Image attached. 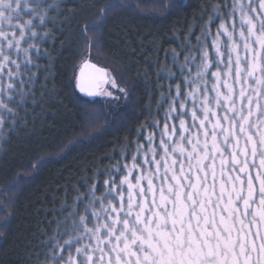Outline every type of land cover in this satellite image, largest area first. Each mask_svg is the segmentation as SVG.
I'll list each match as a JSON object with an SVG mask.
<instances>
[{"label":"trees","instance_id":"16d2710c","mask_svg":"<svg viewBox=\"0 0 264 264\" xmlns=\"http://www.w3.org/2000/svg\"><path fill=\"white\" fill-rule=\"evenodd\" d=\"M233 2L30 1L46 15L41 26L38 18L33 20L43 37L36 41L40 54L34 52L28 71L24 65L12 78L16 88L6 102L14 112L1 115L6 124L0 137V264H37L46 258L56 262L61 257L66 264L69 252L77 256L76 247L87 240L95 244L89 234L81 239L74 233L72 245H65L63 224L86 215L92 227L96 218L85 208L89 202L99 208L93 197L108 194L111 180L117 191L108 196H117L133 156L139 165L132 169L133 177L149 170L152 163H144L145 153L152 161L148 148L158 141L152 139V145L148 137H159V124L172 125L180 116L177 108L170 120L166 106L176 100L177 84L184 93L195 81L204 50L214 60L217 27L229 19ZM110 5L115 7L101 22V10ZM94 25L99 26L89 27ZM85 56L106 68L128 97L117 93L118 100L104 102L74 91V70L78 74ZM20 80L26 83L20 85ZM42 161L43 166L34 167ZM123 187L126 192L127 185ZM58 222L64 223L58 227Z\"/></svg>","mask_w":264,"mask_h":264},{"label":"snow or ice","instance_id":"6c2138e0","mask_svg":"<svg viewBox=\"0 0 264 264\" xmlns=\"http://www.w3.org/2000/svg\"><path fill=\"white\" fill-rule=\"evenodd\" d=\"M10 6V0H8ZM6 0H0V9H3L5 6ZM39 7L38 3H30V0H24V3L21 4L20 0H16V9L17 16L15 17L16 23L11 22V17L7 20V25L10 26L11 31L6 30L4 25L6 23L4 12L0 10V109H4L8 112H14L12 107H9L8 102L4 99L7 96L8 100L13 99L12 91L16 88V83L12 79L13 77L19 75V70L21 64L19 62V57L22 54L25 69L27 65L33 64V53L32 49H36V54H40V47L35 43V39L38 36L36 31V25L32 19L24 20L22 17L25 15H32L36 13V9ZM115 5L106 6L101 10V22L103 21L104 15L110 11ZM259 8L264 10V0H260ZM255 11V9H253ZM44 15H39L40 23L44 22ZM241 20L243 24L247 25V30L243 27L239 30L240 41L243 42L244 50L251 51L253 53V58L251 61L244 62L241 60L239 55V49L241 43L235 39V32L229 31L226 23H221L217 31L216 37L213 40V47L215 48L216 57L215 61L209 59L210 53L207 50L202 52L201 62L197 65L196 75L200 79V83L205 85L203 89V95L198 96L197 93L200 92L199 85L197 84L192 91H189L186 96L182 92L181 84L176 85V95L185 96L183 100L177 105L175 100L169 106L170 116L172 112H176L177 108L185 109L187 107V100L190 97L192 99V107L190 109V117L192 123L189 125L188 121L184 118V113L181 112L179 116L178 127L175 123L169 125L165 123L161 131V139L158 145L159 149H162L160 154V159L157 160V147H149L148 151L152 153L153 160L149 161L147 159V154L145 153L144 163H154L155 172L159 173L161 168V161L163 165L167 168L169 160L172 162V169L175 171L177 165L180 166L181 171L183 170V158L187 156L191 160L192 153L200 152L198 147L201 144V135L204 137L203 148L205 150L204 155L207 158V153L209 150V136L211 135L214 143L212 144V153L215 157L216 151L218 150L221 157L224 154V147L219 144V138L217 136L218 131H223L226 133L224 136V145H228L233 151L231 152V162L233 165L240 164L239 158L236 154L235 149L240 148V140L236 134L237 123L236 120L228 115L229 112H236L235 101L233 96L235 95V88L232 83H229V80L226 77H233L237 83H240L241 80L247 78H254L257 85H264V57L261 56V53L250 43L251 37L255 36V43L259 44L260 49L264 50V20L261 21L259 34L256 33V25L252 17L242 14ZM99 25L89 26V27H98ZM233 29L235 25L233 24ZM222 30V31H221ZM47 35V33L45 34ZM226 35L230 43H228L227 48V61L223 59L225 53L221 51V36ZM43 39V37H40ZM23 43L27 44V47L22 46ZM6 49L8 51H6ZM14 50L17 59L12 58V51ZM233 54H235V59L233 60ZM187 59V58H186ZM215 63L216 70L211 71V80L208 79L209 70L213 67ZM225 63L226 70H221L219 65ZM9 65L15 66V71ZM78 74L74 70L73 74V90H79V92L84 93L89 96L103 95L106 97H114L119 99V96H116L112 91H110L105 85H111V88L118 89L125 97H128V91L120 87L115 78L111 76L109 71L106 68L98 67L95 63H92L91 60L85 56L82 58L79 63ZM7 72L5 73V69ZM191 71V69H189ZM260 72L262 75L256 77V73ZM6 74L9 77V82L5 85L2 80V75ZM32 77H29L31 80ZM187 79V78H186ZM26 81L20 80L19 84L23 85ZM211 83V89L207 85ZM257 95H259V90L257 89ZM214 93V95H212ZM21 96V100H23ZM239 98L243 102L245 98L247 99L249 108L247 116L240 115L239 131L244 133L248 143L253 144L252 155L255 156V140L252 135L249 134L248 130L244 125L248 122V118L252 115V104L253 98L247 96L246 90L241 87L239 92ZM199 101V104H197ZM213 104L215 107H213ZM224 107L226 111L224 112L223 119L218 109ZM257 109L260 108L259 103L256 104ZM199 108V113L197 111ZM242 111V110H241ZM227 122V127L224 122ZM4 117L0 116V126H3ZM264 124V120L261 121ZM254 127L256 125H253ZM195 129V131H193ZM211 129V132H210ZM187 133L188 135H185ZM194 138H193V135ZM260 137V143L264 144V131H258L257 133ZM167 136L168 139L165 140L164 137ZM173 137H176L175 141L169 144V141ZM149 142L151 143L153 136L148 137ZM231 139L232 143H229ZM234 141V143H233ZM139 151V147H138ZM240 151L246 156L247 155V146L241 148ZM133 165L132 168L128 169V173L124 174L120 179L119 191L117 196L109 198L108 194L111 192L117 191L116 181L111 180L113 185L112 188L108 189V194L102 195L101 197H93L94 200H99V208L95 206L94 203L89 202L85 208V212L89 208L92 209V217L96 218V222L92 227H89V222L91 218L86 215H80L78 219V224L76 220H72L73 228L70 231L77 233L79 238H83L84 234H89L90 239L95 241L96 247L93 248L92 244L84 245L83 247H76L75 252L77 256H73L71 252L68 254V264H124V261L121 258V251L123 250L120 245L121 235L117 234V229L123 225L125 229V239L126 232L130 227V221L128 218L136 217L137 223L141 222L140 213L136 211L137 204L143 203V205L148 204V197L144 195L146 186L142 181H147L146 185H150L152 191L150 195L152 196V204H155V184L154 181L147 177V173H142L138 176H132V169L138 167L135 163V156L132 157ZM43 161L34 167L43 166ZM215 163L216 160L213 158L212 167H213V179H215ZM228 159L224 158L221 161L222 167V177L224 172L227 170ZM246 165V161H245ZM260 167L264 168V157L260 160ZM125 168H128L125 165ZM233 167L232 171H235ZM148 171H151L149 169ZM240 172H245L246 167L241 166L239 169ZM228 180L230 182L231 192H228V200L224 207V212L228 213V217L235 218L231 224V228L235 229V224H240L239 229V240L240 248L239 255H237L235 248V242L229 241L226 242V246L232 252V260L230 264H253L252 253L259 252V259L256 260L255 264H264V235L261 234L260 229L264 228V173H258L255 179L259 180V205L256 209L251 212L252 220L249 223H245L244 217L249 215V209L252 208V201L255 198L256 188L254 184V179L250 175L247 177V191L245 194V180L242 179L240 175H236L234 178L230 172L227 173ZM133 180L135 182H133ZM105 183H109L108 180ZM124 185H127L125 192ZM237 185L239 187H237ZM229 185H224L222 191H226ZM93 191L95 189L93 188ZM233 194L235 198L233 199ZM125 195L127 199L125 200ZM223 200V195L221 196ZM238 202H241L243 205V211L239 206ZM230 208V211H229ZM224 212L221 213V219H224ZM103 213V216H102ZM72 216V213H69V217ZM66 217V220L69 218ZM127 217V218H125ZM103 220V222H101ZM64 222H58V227ZM213 223L215 221L213 220ZM255 225L257 227V232L255 234L256 238L261 240L259 248L255 242V238L249 239L252 235L251 227ZM81 228L83 231L81 232ZM219 235V233H218ZM115 241V246L111 247ZM73 239L68 238L64 240L65 245H72ZM208 243V241H206ZM110 246L106 249L104 246ZM56 247L60 248V251L63 252L65 249L63 245L59 244L57 241ZM128 246L125 245L126 249ZM99 252L97 256L96 253ZM127 255V253H125ZM135 255V253H133ZM211 255V252H209ZM226 258V257H225ZM138 260V258H137ZM204 254L203 250L199 247V242H197L196 248L188 249L184 254H177L175 259V264H204ZM55 264H63V257L59 261H56ZM130 264V258H129ZM171 264V262H170Z\"/></svg>","mask_w":264,"mask_h":264},{"label":"clouds","instance_id":"9594fccd","mask_svg":"<svg viewBox=\"0 0 264 264\" xmlns=\"http://www.w3.org/2000/svg\"><path fill=\"white\" fill-rule=\"evenodd\" d=\"M23 4L24 0H20ZM5 25L11 17V22L16 23L17 16L16 0H6L3 9ZM23 18V17H22ZM213 107L215 105L213 104ZM237 110V109H236ZM226 109L221 107V112ZM223 119V115H221ZM227 127V125H225ZM211 132V129H210ZM194 138V133L192 134ZM223 131H218L219 144L224 146ZM204 137L201 135V144L198 146L200 152L192 153L191 160L185 156L183 158V170L177 165L175 171L172 169V162L169 160L167 168L161 165L159 173L155 170L147 172V177L155 184V204H152L150 195L152 188L146 185L145 193L148 197V204L138 203L136 211L140 213L141 222L137 223L136 217L128 218L130 227L126 232L123 225L117 229V234L121 235L120 245L121 258L124 264H175L177 254H184L190 248H196L197 242L203 250L204 264H230L232 252L226 246V242H235V251L239 255L240 224H235V229L231 228L234 221L224 212L225 204L228 200V192H231L228 180V169L233 168V163L227 165V170L222 177L221 161L224 158L231 160V153L224 149L223 157L216 151L215 157L212 153V136H209V150L207 158L203 148ZM229 143H232L229 139ZM264 155V153H262ZM215 158V179H213L212 160ZM233 176V175H232ZM235 176H233L234 178ZM229 185L226 191H222L224 185ZM237 187H239L237 185ZM223 195V200L221 196ZM235 194H233V199ZM230 211V208H229ZM224 212V219L221 213ZM127 218V217H125ZM213 220L215 223H213ZM252 217L247 220L251 222ZM77 224H78V220ZM63 228L68 238L75 239L73 224H63ZM219 233V235H218ZM264 235V234H262ZM208 241V243H206ZM128 247L125 249L124 246ZM115 246V241L111 247ZM96 245H93L95 248ZM106 249L110 246L105 245ZM211 252V255H209ZM127 253V255H125ZM135 253V255H133ZM55 257V253L51 254ZM99 255V252L96 253ZM226 257V258H225ZM138 258V260H137ZM37 264H55L54 259H44L37 261ZM115 264V260H113Z\"/></svg>","mask_w":264,"mask_h":264},{"label":"rangeland","instance_id":"374dc122","mask_svg":"<svg viewBox=\"0 0 264 264\" xmlns=\"http://www.w3.org/2000/svg\"><path fill=\"white\" fill-rule=\"evenodd\" d=\"M37 1H39V0H37ZM41 1L44 2L45 0H41ZM259 4H260V0H234L233 6H232V10L229 12L230 13L229 19L227 21L220 22L218 24V27H217V31H218L220 24L221 23H226L229 31H234L235 32V34H236L235 35V39L238 42L241 43V47L239 49V55H240L241 60L244 61V62L251 61L252 58H253V53L251 51H247L246 52L244 50L243 46H242L243 42L240 41V37H239L240 28L243 27L245 29V31L247 30V25L242 23L241 16H242V14H246V15L252 17L253 20H254V23L256 25V33L259 34L261 21L264 20V10L259 8ZM253 9H255V11H253ZM39 15H43V13H41V12L39 13L36 10V13H33L30 16L29 15L23 16V19L24 20H26V19L34 20V19H37V18L39 19ZM41 24L42 23H40V26H41ZM233 24L235 25V29H233ZM4 27H5L6 30L11 31V28H10L9 25H4ZM215 37H216V35H215ZM38 39H40V34L39 33H38V36H37V38L35 39L34 42L36 43V41ZM221 40L223 41V43H221L220 47H221V51H223L225 53V56L223 57V59L226 62L227 61V51H228L227 45L230 42L228 41L226 35H222L221 36ZM255 40H256L255 36L251 37L250 43H252V46L257 50V52L261 53V56L264 57V50L260 49L259 44H256ZM22 46L27 47V44L23 43ZM212 50H213V52L215 54V56H214L215 58H214L213 61H215L217 59L215 48L213 47ZM6 51H8V50L6 49ZM11 51H12V58L13 59H17V56L15 55L14 50H11ZM31 52L34 53V52H36V50L32 49ZM209 59H210V56H209ZM234 59H235V54H233V60ZM19 62L21 64V67H20V69H21L25 65L23 57H22V54L19 57ZM9 67H12L13 70L15 71V66L14 65H9ZM219 67H220L221 70H226L225 63H221L219 65ZM6 72H7V68L5 69V73ZM210 73H211V71L209 70L208 77H210ZM255 75H256V77H260L262 74L260 72H257ZM111 76H112V74H111ZM226 78L229 80V83L233 84V86L235 88V95L233 96V99L235 101V106H236L237 111L236 112H229L228 115L236 120V123H237L236 134H237V136L239 137V140H240V148L235 149L236 154H237V156L239 158L240 164L233 165V167H235V169H236L235 171H232L233 168L232 169H228V171L231 173V175H233V176L240 175L242 177V179L245 180V185H244L245 194H246V191H247V183H246L247 182V177L249 175L251 177H253L255 188H256L255 198L252 201V208L248 210L249 211V215L247 217H244L245 223H247V220L252 217L251 216V212L254 209H256L257 206L259 205V199H260L259 186L260 185H259V180L255 179V177L257 176L258 173H264V168L260 167V160H261L262 157H264V155H262V153H264V144L260 143V137L257 134L258 131H264V124L261 123V121L264 120V85H257L255 79L254 78H250V77L247 78L246 81L242 79L240 83H237L235 81L234 76L233 77H226ZM2 80H3L4 84L6 85L8 83V81H9V77L6 74H3L2 75ZM197 84L202 85L201 89H200V92L197 93L198 96H202L203 95V89L205 88V85L200 83L199 77H196L195 81H192L191 84L188 85L187 91L184 92L185 96H186V94L189 91H192L193 88ZM105 87H107L115 95L117 93H120L118 89L111 88V85H105ZM186 87H187V83H186ZM241 87H243L246 90L247 96H251L253 98L252 115L248 118V122L244 125V127L248 130L249 134L254 137V140H255V156L252 155L253 144L248 143L244 133H241L239 131V124L241 123L240 115L247 116L248 108H249L247 99L245 98V100L242 102L240 100V98H239V92H240ZM257 89L259 90V93H260L259 95H257V91H256ZM212 95H214V93ZM185 96H180L179 97V96L175 95L176 100L173 98L172 101L170 102V104L173 102V100H175V102L178 105L180 103V101L185 98ZM93 97L99 98L100 100H102L104 102H114L115 100H117L114 97L110 98V97H106V96H103V95H95ZM4 99L8 100L7 96H5ZM257 102L260 105L259 109H257V107H256ZM190 104H192V99L189 97L188 100H187V107L185 109H180V113L181 112L184 113V118L188 121L189 125L192 123L191 117H190V109H191V105ZM197 104H199V101H197ZM169 106L168 107L166 106V114L169 113ZM197 111L199 113V108H197ZM218 111H219L220 115H224V113L221 112V109H218ZM5 112L7 113L8 111H6L4 109H0V116L2 115V113H5ZM175 115H176V112H172L170 114V116L168 115V117H169L170 120H172L175 117ZM178 119H179V117H178ZM178 119L176 121L172 120L174 123H176L177 127H178V122H179ZM165 123H166V121L159 124V125H161L160 127H162V129H163V126H164ZM224 123H225V125H227L226 121ZM5 124H6V120L4 119L3 126H0V134H1L0 137L2 136V130H3V127H4ZM253 125H256V126L254 127ZM193 131H195V129H193ZM185 135H188V134L185 133ZM153 139H156L158 141L157 143H155V145L157 144L156 145L157 154L159 155V157H157L156 159L159 160L160 159V154L162 153V149L160 150L158 148V145H159L160 139H161V135L159 137H157V138L153 137ZM164 139L167 140L168 137L165 136ZM175 139H176V137H173L172 140L169 141V144L174 142ZM153 142L154 141L152 140L151 141L152 145L154 144ZM233 143H234V141H233ZM245 146H247V155L246 156L240 151V149L244 148ZM223 147L229 153H231L233 151V149H231L228 145H224ZM245 161H246V165H245ZM229 163H232L231 160H228V164ZM161 165H163V161H161ZM241 166H245L246 167V171L245 172H240L239 171ZM149 169L155 170V164L152 163V165H151V167ZM147 172H148V170H142V172L138 173L136 176L141 175L142 173H147ZM142 183L146 186L147 181H142ZM238 204L241 207V210L243 211L242 203L238 202ZM260 231H261V234H264V228H261ZM251 232H252V235L249 237V239L251 240V239L255 238V242H256V245H257V249H258L259 245L261 243V240L259 238L255 237V234L257 232V227L255 225H253L251 227ZM87 241L82 243L80 245V247H83L84 245H86ZM252 257H253V264H255L256 260L259 259V252L257 251V252L252 253ZM66 260H67L66 264H68V257L66 258Z\"/></svg>","mask_w":264,"mask_h":264},{"label":"water","instance_id":"95a60500","mask_svg":"<svg viewBox=\"0 0 264 264\" xmlns=\"http://www.w3.org/2000/svg\"><path fill=\"white\" fill-rule=\"evenodd\" d=\"M77 91L79 92L78 89H77ZM79 93H80V95L83 96V97H86V98H93V96H89V95H86V94L81 93V92H79Z\"/></svg>","mask_w":264,"mask_h":264}]
</instances>
